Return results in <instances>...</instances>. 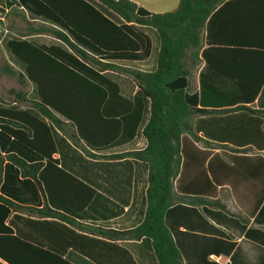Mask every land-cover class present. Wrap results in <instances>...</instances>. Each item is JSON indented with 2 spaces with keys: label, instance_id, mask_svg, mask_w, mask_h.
I'll list each match as a JSON object with an SVG mask.
<instances>
[{
  "label": "trees",
  "instance_id": "trees-1",
  "mask_svg": "<svg viewBox=\"0 0 264 264\" xmlns=\"http://www.w3.org/2000/svg\"><path fill=\"white\" fill-rule=\"evenodd\" d=\"M96 1L117 14L123 23H116L91 0H18L5 17L6 27L21 37L6 45L26 64L24 72L8 63L1 66L2 72L15 76L19 84L18 90H9L15 97L6 98L36 109L46 119L24 108H0V257L9 264H28L19 262L18 252L24 247L26 261L34 259L36 264L38 254H46L63 264H72L11 234L5 220L19 208H28L40 217L59 218L110 240L151 239L159 264H183L182 253L165 220L167 211L183 203L197 205L203 201L225 209L219 200L177 192L175 181L182 169L185 135L197 140L201 131L206 141L220 146L253 145L264 149V109L248 105L264 83V48L216 44L209 32L205 35L211 20L226 4L241 0H180L175 9L161 13L134 0ZM28 12L38 20L30 19ZM20 21L25 23L24 30L19 29ZM136 25L150 26L159 36L160 51L153 71L114 62L141 60L150 55L151 39ZM39 34L50 35L67 48L27 38ZM200 60L206 62L200 75L201 90L190 94L189 78ZM107 70L130 75L151 99L150 118L143 129L147 140L144 149L104 154L92 151L83 142L99 148L96 136L105 132L99 130L98 119L123 113V109L110 113L103 108L101 104L107 97L108 101L129 103L119 94L117 83L104 74ZM230 70L235 74H228ZM30 83L37 86L35 100L28 96ZM52 127L92 158L133 157L148 164L147 208L139 225L125 230L97 227L55 210L48 201L38 208L6 197L17 198L24 192L39 202L40 193L51 200L58 195L43 169L46 160L48 164L53 161ZM115 129L113 125L112 131ZM222 164L229 167L223 161Z\"/></svg>",
  "mask_w": 264,
  "mask_h": 264
},
{
  "label": "crops",
  "instance_id": "crops-1",
  "mask_svg": "<svg viewBox=\"0 0 264 264\" xmlns=\"http://www.w3.org/2000/svg\"><path fill=\"white\" fill-rule=\"evenodd\" d=\"M91 1L116 23H123L110 9L99 2L97 4L96 0ZM134 1L156 13L171 11L180 2ZM173 4V9L168 10ZM28 15L30 19L38 20L29 12ZM136 27L149 35L150 55L141 60L114 62L153 71L157 67L160 51L159 36L150 26ZM208 32L216 40V44L264 48V1L241 0L226 4L211 20L205 35ZM3 35L5 44L11 39H21L19 35L8 31ZM34 37L46 39L33 40L39 44L67 48L59 42L50 43L52 39H56L52 36L39 34ZM217 40L223 42L219 43ZM208 46L209 43L206 42L205 47ZM12 56L24 72L26 64L13 53ZM205 65L206 62L200 60L192 68V76L189 78L190 94H199L200 75ZM218 72L221 76H228L222 71ZM104 74L117 83L119 94L129 103L117 99L114 102L108 101L107 97L101 106L110 113L118 109H123V113L114 118L103 116L98 119L101 124L98 126L99 130L105 132L96 136L99 148L89 145L85 140L83 142L92 151L104 154L144 149L147 140L143 129L150 118L151 99L130 75L114 70H107ZM228 74H235V71L230 70ZM102 88L104 89L103 86ZM35 89L36 94L31 98L33 100L38 98L36 85ZM248 105L264 109V83L256 99ZM0 108H24L34 116L45 119L36 109L12 102L1 93ZM113 125L116 127L114 132ZM52 137L55 142V151L51 154L53 161L48 164L46 160L43 169L45 176L59 192L58 195H54L51 200L44 199L40 193L39 202L34 201V195L24 192L17 198L12 195L6 197L23 206L38 208H42L48 201L55 210L73 216L81 223L102 228L125 230L136 227L143 221L149 185V166L146 162L133 157L92 158L56 127H52ZM198 137L197 140L191 135L184 137L185 153L175 188L179 194L219 200L225 205V209L203 201L197 205L183 203L167 211L165 220L182 253L183 264H264V149L253 145L220 146L215 141H206L207 137L201 131L198 132ZM2 154L6 155V152ZM222 161L229 167H225ZM5 225L12 229V235H18L24 241L48 250L72 264H159L152 241L148 238L110 240L71 226L59 218L40 217L39 214L31 213L28 208L13 209L5 220ZM24 249L25 247L22 248ZM26 249L23 253L20 252L22 250L18 252L19 262L35 264L34 259L24 260ZM38 255L36 264L38 261L63 264L46 254ZM0 261L9 264L1 257Z\"/></svg>",
  "mask_w": 264,
  "mask_h": 264
},
{
  "label": "rangeland",
  "instance_id": "rangeland-1",
  "mask_svg": "<svg viewBox=\"0 0 264 264\" xmlns=\"http://www.w3.org/2000/svg\"><path fill=\"white\" fill-rule=\"evenodd\" d=\"M1 2H2V0H0V30L2 31L3 30V26H4V21H3V18H2L3 17V12H4V4L1 5ZM94 2H96V1H94ZM96 3L99 4L98 2H96ZM173 7H174V4L169 6L168 10L173 9ZM19 27H20L19 28L20 30L21 29L24 30L25 23L20 21V26ZM2 32H4V31H2ZM29 37H30L31 40H38V41H40V40L44 41V39H45V38H35L34 35L29 36ZM4 40H5V38L2 41H0V93L5 98L6 97L14 98L15 97L14 94L10 93L9 90L12 89V88L18 90V88H19L18 80H17V78L15 76H10V75L4 74L2 72L1 66L3 64H5V63H8L11 66H13L16 70L21 71V69L19 68L20 64L18 63V61L16 59H14V57L12 56V52L7 47V45L5 44ZM52 40L50 41V43L51 42L52 43L59 42L61 44H64L58 39H52ZM123 66H125V65H123ZM27 90H28V96L30 98L35 96L36 89H35V85L34 84L30 83L28 85V89Z\"/></svg>",
  "mask_w": 264,
  "mask_h": 264
},
{
  "label": "built area",
  "instance_id": "built-area-1",
  "mask_svg": "<svg viewBox=\"0 0 264 264\" xmlns=\"http://www.w3.org/2000/svg\"><path fill=\"white\" fill-rule=\"evenodd\" d=\"M4 4V12H3V21H4V26H3V30L2 31H4V32H6V31H8V32H12V31H10L7 27H6V19H5V17H6V14H7V12L13 7V6H15V5H17L18 4V0H3V2H1V5H3ZM1 30H0V35L3 37V39L5 38L4 37V32H2ZM12 33H14V32H12ZM14 34H16V33H14ZM1 36H0V41L1 40H3V39H1Z\"/></svg>",
  "mask_w": 264,
  "mask_h": 264
}]
</instances>
